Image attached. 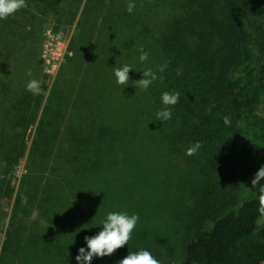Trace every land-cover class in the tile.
Returning <instances> with one entry per match:
<instances>
[{"label":"trees","instance_id":"obj_1","mask_svg":"<svg viewBox=\"0 0 264 264\" xmlns=\"http://www.w3.org/2000/svg\"><path fill=\"white\" fill-rule=\"evenodd\" d=\"M26 2L0 20V201L14 197L12 180L22 160L29 172L21 178L0 264H76L84 237L99 232L109 212H122L121 178L134 160L144 159L154 166L152 187L160 181L166 190L200 192L207 202L177 264H235L241 245L264 242L257 190L240 200L236 184L222 192L212 179L221 172L230 177L238 167L240 113L251 96L241 76L248 53L264 89V0H141L131 13L127 7L117 12L107 0H86L83 8L82 0ZM51 16L60 27H75L57 83L70 85L85 73L76 97L58 85L42 107V96L26 90L36 67L25 47ZM141 47L148 53L143 63ZM165 62L147 90L101 79L104 66L133 63L135 82L143 70ZM164 92L180 93L167 121L156 119ZM131 93L133 101L125 98ZM196 142L202 147L187 156ZM143 195L134 192L131 201ZM131 235L127 245L91 264H117L151 246L148 233Z\"/></svg>","mask_w":264,"mask_h":264},{"label":"rangeland","instance_id":"obj_2","mask_svg":"<svg viewBox=\"0 0 264 264\" xmlns=\"http://www.w3.org/2000/svg\"><path fill=\"white\" fill-rule=\"evenodd\" d=\"M140 1L132 0L135 8ZM161 1L154 0L152 4L160 3ZM165 1L170 4L174 0ZM85 2L86 0H82L81 8L84 7ZM107 2L113 3L114 9L122 13L127 7L129 0H107ZM166 15L167 11L165 12ZM165 16H162V18ZM74 30L75 27L73 26H58L55 18L51 16L44 18L41 29L38 30L33 38H28L26 41L25 49L31 54L36 67V73L32 79L40 81L41 85L42 107L56 86L63 85L65 90H74L70 93L71 95L75 94L74 97H76V93L79 92L83 83L84 77L82 78V74L85 72L80 73L79 77H74L71 82L73 83L72 85L71 83H69L70 85L61 82L57 83L60 79L61 67L70 52L69 47ZM88 58L89 56L87 58L84 56L82 60L87 63V60L90 59ZM251 59L248 53L241 75L244 82L248 85L251 96L240 113L242 135L239 148L240 157L237 161L238 167L233 172H230V177L223 176L224 173L221 172L220 178L217 176L212 178L213 181L221 184L222 192L236 184L237 191L235 193L239 195L240 200L248 198L252 194L251 180L260 167L264 166V89L259 85L255 74V65L251 63ZM128 65L133 70L129 72L130 79L126 88L132 90L136 68L133 63ZM102 68L106 69L102 72L101 79L103 81L108 80L109 83H116L113 73L114 65ZM125 98L130 101L135 100L133 93L130 94L129 98H127V95ZM35 130L36 125H32L28 131L27 141L29 144L33 141ZM143 161L134 160L128 170V174L121 178L122 188L118 194L119 197H117L119 199V207L122 212L139 216L134 231L140 229L142 232L148 233L151 238V246H149L147 251H150L160 261V264H177L183 258V243L194 233L192 226L196 220H201L200 213L207 205V202L200 201L198 198L200 192L197 195H193L185 193L183 189L178 190V188L166 190L164 183L160 181L156 182L157 187H152L149 180L152 179L150 168H154V166L149 159H144ZM139 163L149 164V169H146V166H139ZM139 168L142 169L139 170ZM28 173L26 160H22L17 165L12 180V187L15 189L14 197L5 196L0 201V255L6 240L14 201L21 187V178ZM148 185L150 186V192L144 193L143 188L148 187ZM134 192L145 194L143 196L147 199L142 196V200L131 201L130 195ZM138 204L145 206L147 209H139ZM211 225L212 219H208L206 226L210 227ZM238 256L235 264H264V242L253 239L241 245Z\"/></svg>","mask_w":264,"mask_h":264},{"label":"clouds","instance_id":"obj_3","mask_svg":"<svg viewBox=\"0 0 264 264\" xmlns=\"http://www.w3.org/2000/svg\"><path fill=\"white\" fill-rule=\"evenodd\" d=\"M27 7L26 0H0V20H5L9 16L14 15L21 8ZM135 8V4L132 0H129L127 5V11L131 13ZM140 52L139 60L141 63L148 59V53L139 48ZM167 68V62L158 65L156 69L147 68L142 71V78L134 82V85L141 90H147L149 86L160 79L157 76V72H164ZM130 65H123L122 67H114L113 73L116 78V83L120 86H126L129 83V72L132 71ZM29 77L32 76L31 71L27 73ZM26 90L33 95H39L41 92L40 81L36 79H29L26 84ZM179 92H164L161 95V101L164 107L157 111L156 119L167 121L171 119L172 112L169 106H174L179 102ZM223 123L226 126L231 125V118L228 116L223 117ZM202 147L200 142H196L189 146L186 150L187 156H193L197 154ZM264 166L255 174L251 180L252 188L258 192L259 208L258 213L261 217H264ZM139 220V216L136 214L129 215L126 212H109L106 215L101 224L102 227L99 232L91 236L84 237V243L86 247H80L78 253L75 256L76 264H91L94 258H104L113 255L117 250L121 249L132 238V232L134 231L136 224ZM117 264H160V261L155 258L150 251L141 249L137 252H128L127 256L117 262Z\"/></svg>","mask_w":264,"mask_h":264}]
</instances>
